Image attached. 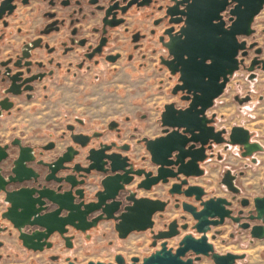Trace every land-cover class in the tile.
Listing matches in <instances>:
<instances>
[{
  "label": "water",
  "instance_id": "water-1",
  "mask_svg": "<svg viewBox=\"0 0 264 264\" xmlns=\"http://www.w3.org/2000/svg\"><path fill=\"white\" fill-rule=\"evenodd\" d=\"M11 0L0 1V18L5 13L2 11V5ZM126 0H109L108 5L99 7L104 9L103 24L113 27L123 21L116 18L118 13H124L133 3L136 6H148L152 0H127L126 5L120 6L119 2ZM156 1V0H155ZM173 4L164 6L165 16H169V24H180L177 31L174 27H168L163 34L168 36V41L163 45L167 48L171 58L163 63L169 69L170 74L178 75L183 68L184 78L177 76V82L171 92L176 94L178 91L185 92V96L180 99L187 100V106L177 107L174 102H169L163 106L160 113L161 134L155 138L143 137L145 149L149 154L150 162L156 166L154 174L144 169H134L133 163L128 156H122L117 152H109L115 143H100L97 147L89 146L91 137L80 133H71L70 139L74 145L85 150L84 159L87 161L86 166H81L75 162L72 167L66 163L74 161V157L79 153V149L74 145L66 147L65 151L54 161L45 163L48 167V174L45 179H53L58 183H68L71 189L63 192H56L49 188H28L25 186H14L34 177L33 169L26 163L33 160L30 154V146H20L19 141L13 143L19 145L18 152L9 167L3 166V161L8 157L5 151L7 146H0V193L2 201L6 208L1 213L2 220L6 221L17 232V239L21 245L33 250H42L43 246L49 247L51 243L46 242L47 238L57 232L63 236L67 232L68 226L74 228L80 233L97 226L101 220H113L114 229L120 239H124L131 232L151 230V245L155 246L156 240H161L158 249L142 258L138 262V257H132L128 264H193L201 256L210 257L214 264H236V261L243 259L244 254H235L226 252L220 254L214 251L212 243L208 241L207 231L211 227L220 225L226 218L237 222L239 219L233 216V210L230 208L232 202L226 197L211 196L203 198L206 191L199 185H188L183 190L180 189L182 184H186L187 177H196L203 174L204 170L199 166L207 154L206 149H211V143H226L238 145L242 150L241 156H251L256 151H261L263 147L257 141L250 140V132L239 125L230 128L227 138L223 136L225 129L214 130L211 122L215 114L208 118L206 111L213 106L214 100L219 97L233 74L243 63V58L247 55L248 48L256 45V42L247 43L246 37L254 33L252 23L254 18L259 14L264 6V0H197L196 6L189 8V3L184 0H172ZM97 0H89V3H96ZM66 3L65 1L62 2ZM182 6V8H179ZM159 6L158 9H162ZM12 10H7L10 14ZM189 14L195 20L200 33L207 38L205 42H185L181 40L183 32L182 25L188 19ZM209 18L215 22V26L209 24ZM55 22H52L53 24ZM59 27L55 26L42 33L47 34L50 31H58ZM40 39L31 42V49L38 47ZM193 47L197 51L204 46L210 49L217 56V64L211 72L209 78L200 81L195 64L186 66L183 64L180 55L185 47ZM175 50V51H174ZM261 51L260 48L254 50L255 54ZM24 56L28 53L24 52ZM242 58H238V56ZM8 61H1L0 67H4ZM18 66V61L14 63ZM264 70V60L257 59L254 56L250 64L245 67L249 72V78L255 77V66ZM10 69L4 67L0 71L2 80L4 77L9 78L13 84L19 79L18 75L8 74ZM195 83L196 94L193 95L191 85ZM238 103L247 102L249 95L244 97L234 96ZM113 126L116 124L112 123ZM68 129L73 130L72 126ZM207 145V146H206ZM53 147V142H49L45 149ZM38 163H42L39 161ZM70 168L72 171L80 173L82 177L77 180L72 174L57 177L55 173L62 169ZM96 172L102 174L98 181L100 189L94 193L96 201L84 203L83 200L75 201L83 197V189L77 188L72 191L76 185L84 183V178ZM144 175V179L138 187L150 189L157 183H168L170 178L184 179L180 183L172 184L168 189L170 194H183L187 198H192L193 202L182 201L174 204L175 208L180 207L184 214L180 219L184 223L178 225L177 219L169 221L165 230H158L153 233L154 221L152 216L155 213L161 214L168 202L161 199H151L147 197L136 198L133 193L129 192L125 196V201L130 202L123 204L117 200L119 190L124 185L130 183L134 175ZM236 175L226 171L223 174L221 183L232 193H237L239 189L234 185ZM60 186L58 187V190ZM262 190L264 192V178L262 181ZM47 203L54 206L51 210L47 209ZM247 204L246 201L241 202ZM254 218L264 223V194L253 198ZM98 214L88 220V216L94 212ZM237 213H241L238 210ZM191 219V222L186 220ZM31 227L34 229L31 231ZM179 227V228H178ZM190 228L198 234L194 236L191 232L182 235L178 241V246L174 251L167 247V239L176 236L181 230ZM7 225H0V232L5 231ZM217 233V232H215ZM251 237L262 239L264 237V226H252ZM67 246L70 237H64ZM0 246L2 242L0 241ZM115 263L111 262H93L88 261L83 264H123L124 259L121 254L115 255ZM66 264H75L72 260L67 259Z\"/></svg>",
  "mask_w": 264,
  "mask_h": 264
},
{
  "label": "flooded vegetation",
  "instance_id": "flooded-vegetation-1",
  "mask_svg": "<svg viewBox=\"0 0 264 264\" xmlns=\"http://www.w3.org/2000/svg\"><path fill=\"white\" fill-rule=\"evenodd\" d=\"M63 1H65L66 3L63 4L62 3ZM108 2L109 0H97L96 3H89V0H11L9 3L5 2L2 5V11L4 9L6 11L0 18V62L8 61L7 64L4 66L10 69L8 74L10 75L15 74L18 71L21 72V74L18 75L19 79L16 80L13 84L11 83L9 78L4 77V80H2V76L0 75V120L6 119L7 117L11 116L12 115L11 110L15 108V106H17L18 102L46 99L48 97V93H47V84L45 81L46 80L57 81L62 70H64V72L70 75L71 77H74L77 73V70H81L83 68H89L90 66H100L102 64H115L120 60H121L120 63L122 65H125L126 63H134L135 61H138V59L142 61L155 60L157 63V68L159 70L166 71V78L168 82L167 93L172 97H177L182 103H184L183 105H179L175 100H171L164 103L163 106L169 102H174V104L179 108H183L187 106V100L180 99L181 96H185V92L178 91L176 94H172L171 90L177 82L178 75L170 74L169 69L163 63L164 61L169 60L171 58L167 48L163 45L164 42L168 41V36L166 34H163V32L166 28L171 26L174 27V32H175L179 29L180 25L182 24V23L169 24L167 22L169 16H165L163 8L166 4L172 5L173 1L152 0V3H150L148 6H136V4L133 3L126 9L124 13H118L116 15V18H121L123 19V21L113 27H109L108 25L103 24L104 9H99V7L101 6H104L105 8L108 5ZM126 2L127 0L124 2H119V5L124 6L126 5ZM159 6H163L162 9H158ZM26 7H30L31 11L34 12V19L36 24L33 29V37L32 38L25 37V34L21 33V28H18L17 33L21 37L20 42L17 45L10 46L9 49L5 53H3V48L1 47V45L5 43V37L8 34L7 28L11 25V19L16 17L18 10L20 8H26ZM179 8H182V6H179ZM7 10H12V12L10 14H7L6 13ZM130 19L131 21L134 20L133 24H130ZM52 22L55 23L51 24ZM139 22L142 23L139 24ZM55 26L59 27L58 31L53 30L47 34L42 33V31L47 30L49 28H53ZM254 33L251 36H248V37H252V41L247 43L256 42V45H254L252 48L247 49L248 53L243 58V63L240 65L239 69L241 67L245 69V67L250 64V61L254 56H256L257 59L264 60V46H261L259 42L253 37ZM119 34L122 35V37H124L123 40L118 38ZM36 39H40V44L38 47L31 49V42ZM256 48L261 49V51L258 54H255L254 52ZM24 52L28 53V56H24L23 54ZM238 58L240 59L242 57L239 55ZM245 59L248 60L247 63H245ZM17 61H18V66H15L14 63ZM257 66L258 65H256L254 69L255 75H256V71L261 70L260 68H257ZM4 67H0V71H3ZM249 74L250 73L248 72V77ZM170 80L172 81L171 86H170ZM211 114H208L206 111V115L208 118L211 116ZM62 117L65 119L66 122H68L66 126V131L63 134H61L59 137H54L52 132L49 133L48 137L50 138V140L43 144H39L35 146L27 144L22 140L21 137L22 132L20 134H15L13 130H9L7 136L0 137V146H7L5 151L8 153V157L3 161L4 167L7 168L11 165L14 156H16L18 152L19 145L30 146L31 147L30 154L32 155L33 158L32 161L26 164L27 166L33 169V172L35 174L34 177L20 184L9 186L8 188H13L14 186H25L28 188H49L56 192H63L64 190L71 189L68 183H58L53 179L46 180L45 177L48 174V167L45 165V163H50L54 161L58 156H60L65 151L67 146L73 144L70 139V134L72 132L89 135L91 137L89 146L92 145L97 147L100 143L110 144L114 142L115 147H112L109 150V152H117L120 153L122 156H128L130 158V161L133 163L134 169L140 168V169H144L145 171H150L152 172V174L155 173L156 166L150 162L149 154L145 149L144 142L141 140L143 137L146 136L137 137L135 134L136 128H133V131L129 135V138L135 139L137 144L142 145L145 151L147 152V155L139 156V162L133 156L135 150L132 144L127 141H120L122 137V130L120 127V123L118 121L110 120L108 126L104 131H95L93 133H81V132H76L74 126V123L77 122L78 117L69 116V115H63ZM112 123L116 124V126H113ZM158 123L160 125V115L158 118ZM211 124L214 125V130L225 129L222 127L221 128L216 127V115L214 117V120L211 122ZM69 126H72L73 130L68 129ZM225 130L226 132L223 133V136L227 138L230 129L229 130L225 129ZM155 137H146V138H155ZM16 140L19 141V145L13 143ZM63 140H68L69 143L62 150H57V142ZM250 140L254 141L251 139V136H250ZM49 142H53V147L50 149H45L44 146H46ZM221 145L225 149H228L230 146H237L238 152L241 156L242 150L238 145H230L226 143H218V144L211 143L212 146L211 149L205 150L207 154L206 159L203 162L199 163V166L204 170L203 174L196 177H187L186 178L187 183L181 185L180 187L181 190L186 188L188 185H199L204 188L203 185L192 181V179H196L204 175L205 168L203 164L208 160L212 159L213 157H216L217 160H221L220 152L218 150H215L217 146H221ZM74 147L76 149L77 148L79 149V153L74 157V161L70 163H66L67 166L72 167V165L75 162H79L81 166H86L87 161L84 159L85 150L79 148V146L77 145H74ZM262 151L263 149L261 151L254 152L251 156H245V157L241 156V157L251 158L253 162H255L253 155L255 153ZM39 161H41L42 163L41 164L38 163ZM226 171H229L231 174L236 175V178L234 180V185L239 189L237 193L230 192L221 183L223 174ZM68 174L74 175L77 180H80L82 178L78 176L80 173L72 171L70 168L57 171L55 173V176L60 177ZM101 176L102 174L91 172V174L87 175L84 178V183L73 187L72 191H74L77 188L83 189V197L81 199H78L77 198L78 196H75V201L78 202L79 200H83L84 203L96 201L94 193L100 189L98 181L100 180ZM237 177L238 174L230 170H225L221 173L219 177V184L221 187L224 188L226 193L229 194V195H222V197H226L228 200L232 202L230 208H232L233 210L232 212L233 216L237 217L239 220L235 222L229 218H226L222 224L213 226L210 228L209 231H207L206 233L207 238L209 233L212 240L215 239L217 236L221 235L222 230L218 228L224 226L226 222H230L239 233L243 234L244 236H247L249 240L252 241L255 239L251 237L252 226L254 225L264 226V223L261 220H257L253 217L255 214L254 206H253V198L255 196H262L264 194L262 190V182H261L262 193L259 195H254L252 197H249L247 195H243L241 188L237 186ZM263 178H264V173H263ZM143 179H144L143 174L140 176L134 175L132 181L127 185H124L123 189L119 190L116 199L121 200L123 204L130 203L125 201V196H127L129 192H131L133 193V196L136 198L147 197L151 199L165 200L168 202L167 206L170 204V206H172L175 210L179 211L178 216L171 218L170 222L171 220L176 218L178 225L184 223L185 220L180 219V215L184 213L182 212L180 207L175 208L174 204H179L180 206L182 201L193 202L192 198H187L183 194L169 195L168 193V189L172 188V184L180 183V180L184 179V177L180 176L179 179L170 178L168 183H157L152 185L150 189H144L143 187H138V184H140ZM160 184L168 185L165 196L160 197V196L148 194L151 192H155V188ZM59 186L60 189L58 190ZM204 190L206 191L205 188ZM211 196H216V195H208V192L206 191L203 198L206 199ZM0 198H1V202L5 205L6 208V204L2 201L3 197L1 193H0ZM242 201H246L247 204L242 205L241 204ZM47 206L48 207L46 210H51L54 208V206L49 203H47ZM238 210H241V213H237ZM97 214L98 211L92 213L91 215L88 216V220ZM155 214H159V213H155ZM154 215L152 216V219L154 221L153 233L157 232L158 230H165L167 228L166 225L168 224V222L164 224L163 227L161 228H155ZM186 221L190 223V218ZM101 222H110L114 229L113 220H101L98 222L96 227L91 228L82 234L85 235L86 233H89L91 230L96 229ZM1 224L3 226L7 225V229L5 231H1L0 234L3 233H7L8 235L15 234L17 239L16 230H14L8 223L0 222V225ZM33 229L34 228L31 227L30 230L32 231ZM145 231H149L150 239H151V235H152L151 230L148 229ZM185 231L186 230L180 229L178 235L169 238L170 241L172 239H176L175 245H171V244L168 245L169 239H167L166 240L167 247H170L172 251H174L178 246V241L180 240L182 235L187 233ZM139 232H144V231H139ZM76 233H80V232L69 226L67 232L64 233L63 236L59 235L57 232H53L46 240V242L51 243V245L49 247H46L44 245L42 250H33L30 248H26L22 246L21 243L20 245L27 251L44 252L46 250L52 249L55 246L56 241L54 237L57 236L61 242V246L69 250L74 247ZM192 234L196 237L198 236V234L195 233L194 231H192ZM229 236L233 238L234 234L229 233ZM64 237H70L68 242L71 244V246L66 245V241ZM18 242L20 241L18 240ZM160 242L161 240H156L155 246L151 245V247L154 248L153 251L159 248ZM116 254H114L113 256L114 261L111 263H115L114 257ZM220 254H224V253H220ZM48 257L52 262H57L59 259V255L57 253L49 254ZM132 257H137V256H131L130 259ZM143 257L145 256H142L141 258L138 257V262H141ZM208 258L210 259V257ZM67 259L71 260L69 257H66L65 263H58V264H66ZM123 259H124L123 264H128L131 262L130 259L127 260L124 256ZM25 264H30V263H25Z\"/></svg>",
  "mask_w": 264,
  "mask_h": 264
},
{
  "label": "crops",
  "instance_id": "crops-1",
  "mask_svg": "<svg viewBox=\"0 0 264 264\" xmlns=\"http://www.w3.org/2000/svg\"><path fill=\"white\" fill-rule=\"evenodd\" d=\"M262 13L264 17V9ZM133 23L134 20L130 19V24ZM35 24L34 12L30 7L20 8L7 28L5 43L1 45L3 53L10 46L20 42L18 28H21V33H24L25 37L32 38ZM262 26H264V20ZM118 38L124 39L120 34ZM120 61L115 64H102L77 70L74 77L62 70L57 81L46 80L48 97L42 100L18 102L17 106L11 110L12 115L0 120V137L7 136L9 130H13L15 134L22 132V140L35 146L48 142L50 140L48 134L51 132L54 137H59L66 131L68 122L62 117L63 115L78 117L74 126L75 131L81 133L104 131L110 120H116L120 123L122 130L120 141L131 143L137 156L147 155L144 147L137 144L135 139H130L129 135L133 128H136L137 137H155L161 134V127L158 123L160 111L163 104L173 98L167 93L168 84L164 83L166 71L159 70L155 60L138 59L134 63L125 65H122ZM171 83L170 80V86ZM250 134L252 139V133ZM64 141L66 140L57 142V150H62L69 143ZM257 142L261 144L260 141ZM261 146L263 147L262 144ZM215 150L220 152L221 160L213 157L205 162L203 164L204 175L196 179L204 178L215 182L213 177H217L216 180L219 182V176L214 175L210 167L215 161L221 164L219 170L222 168V172L230 170L238 174L237 186L241 190L261 189L263 177L259 184H253L248 188V184L255 181L248 168L258 163V154L262 153L264 148L262 152L253 155L255 162L251 158L241 157L237 146L225 149L221 145ZM197 183L203 185L206 191L208 190L202 181ZM208 195L212 194L208 192ZM213 195L222 196L224 194L213 193ZM4 208L5 205L0 198V216ZM0 222L7 223L1 218ZM95 233L102 236L106 234L103 222L96 229L86 233L85 237L89 239ZM1 235L9 239L3 240ZM0 240L3 242L2 248L7 243H16L22 247L15 234H0Z\"/></svg>",
  "mask_w": 264,
  "mask_h": 264
},
{
  "label": "rangeland",
  "instance_id": "rangeland-1",
  "mask_svg": "<svg viewBox=\"0 0 264 264\" xmlns=\"http://www.w3.org/2000/svg\"><path fill=\"white\" fill-rule=\"evenodd\" d=\"M264 9V8H263ZM262 9V10H263ZM262 10L255 17L252 27L255 29L253 37L264 46V26ZM246 41H252V37H246ZM245 59V63H247ZM164 83L168 84L165 76ZM244 97L249 95L250 99L247 102L238 103L234 96ZM179 105H183L177 97H173ZM208 114L214 113L216 115V127L225 128L229 130L234 125L242 126L252 133V139L260 141L264 148V71H256L253 79H249L248 72L244 68L237 70L227 82L223 93L214 100L213 106L207 110ZM64 142H69L68 140ZM134 158L139 162V155L134 153ZM258 163L248 168L252 178L255 180L250 186L260 183L264 172V151L258 154ZM210 165L211 171L214 175L220 177L222 168L219 170L220 163L213 162ZM249 163V162H248ZM236 167V166H235ZM213 177L215 182L209 179H192L194 182L202 181L207 186L209 194L217 193L229 195L223 187L220 186ZM212 184V185H211ZM168 185L160 184L155 188V192L148 193L149 195L165 196ZM143 193V192H141ZM262 191L256 188L255 191L243 189L242 194L252 197L259 195ZM178 210H175L170 204L166 207L163 213L155 214V228H161L164 224L170 221L171 218L177 217ZM191 222V219H190ZM105 228V235L95 233L89 239L82 233H76L75 244L72 249H65L61 246V242L57 236L54 237L55 246L44 252L27 251L23 247L16 245V243H7L6 246L0 248V264H58L65 263V258L69 257L76 264L93 262H113L114 254L118 253L123 255L127 260L131 256L148 255L154 250L151 247L150 233L132 232L125 239H120L113 229L110 222H103ZM222 230L221 235L215 239H211L210 233L208 239L212 243L214 250L219 253L232 252L235 254H244L243 259L236 261V264H264V237L262 239L249 240L247 236L239 233L236 228L230 223L226 222L224 226L219 227ZM185 232H191L190 229ZM229 233H233L234 237L231 238ZM3 240L8 237L1 235ZM9 239V238H8ZM176 239L168 240V245H175ZM57 253L59 259L57 262H52L48 255ZM193 264H214L208 257L201 256L198 261Z\"/></svg>",
  "mask_w": 264,
  "mask_h": 264
},
{
  "label": "snow or ice",
  "instance_id": "snow-or-ice-1",
  "mask_svg": "<svg viewBox=\"0 0 264 264\" xmlns=\"http://www.w3.org/2000/svg\"><path fill=\"white\" fill-rule=\"evenodd\" d=\"M184 2L189 3V8H192L196 6L197 0H184ZM209 24L215 26V22L212 21L211 18H209ZM181 31L184 33L181 37V40L185 42L195 43L205 42L207 40V38L200 33L197 24L191 14H189L188 19L182 25ZM177 54L180 55L184 65L189 66L195 64L200 81L207 80L217 64V56L210 49V47L207 46L201 47L198 51L191 46L185 47L182 53ZM177 74L180 75L183 79V68L181 69V72ZM191 87L193 90V95H195V83H193Z\"/></svg>",
  "mask_w": 264,
  "mask_h": 264
}]
</instances>
